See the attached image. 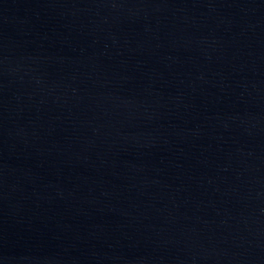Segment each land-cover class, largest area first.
<instances>
[{
  "label": "water",
  "instance_id": "water-1",
  "mask_svg": "<svg viewBox=\"0 0 264 264\" xmlns=\"http://www.w3.org/2000/svg\"><path fill=\"white\" fill-rule=\"evenodd\" d=\"M0 264H264V0H0Z\"/></svg>",
  "mask_w": 264,
  "mask_h": 264
}]
</instances>
